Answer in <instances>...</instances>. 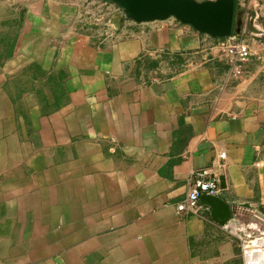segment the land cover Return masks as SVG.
Instances as JSON below:
<instances>
[{
    "label": "crops",
    "instance_id": "0c3cea01",
    "mask_svg": "<svg viewBox=\"0 0 264 264\" xmlns=\"http://www.w3.org/2000/svg\"><path fill=\"white\" fill-rule=\"evenodd\" d=\"M234 35L0 0V264H237L234 219L176 210L199 170L264 209V82L229 70Z\"/></svg>",
    "mask_w": 264,
    "mask_h": 264
},
{
    "label": "water",
    "instance_id": "95a60500",
    "mask_svg": "<svg viewBox=\"0 0 264 264\" xmlns=\"http://www.w3.org/2000/svg\"><path fill=\"white\" fill-rule=\"evenodd\" d=\"M114 3L128 19L137 23L176 18L201 33L214 38L241 35L251 28L246 26V10L236 0H105ZM202 202L209 206L212 218L221 225L232 219L246 225L264 226V209L252 208L249 203L231 205L219 196L203 195Z\"/></svg>",
    "mask_w": 264,
    "mask_h": 264
},
{
    "label": "rangeland",
    "instance_id": "374dc122",
    "mask_svg": "<svg viewBox=\"0 0 264 264\" xmlns=\"http://www.w3.org/2000/svg\"><path fill=\"white\" fill-rule=\"evenodd\" d=\"M238 1V4L242 3L245 9H252L254 11L253 15L249 14L248 23L246 25L251 29L243 32L239 37L234 35L233 38H238L239 41H243L251 49V58L247 63L249 66L247 70L250 71V73H247V75H251L249 79L253 82L255 88L253 84L251 86L256 90L259 88V83L264 82V0ZM87 22L89 26L93 27H97L94 23L97 25L102 24L101 20L95 18L88 19ZM242 80L243 78L241 77L238 79V81ZM236 83L237 82H235L234 85H236ZM231 91L236 90L231 89ZM231 225L238 244L239 259L237 264H247L246 260L250 264H257L255 261L260 256H264V233H255L252 229L253 224L246 225L238 220H233ZM261 238L263 239V243L260 241Z\"/></svg>",
    "mask_w": 264,
    "mask_h": 264
},
{
    "label": "built area",
    "instance_id": "2783aa9c",
    "mask_svg": "<svg viewBox=\"0 0 264 264\" xmlns=\"http://www.w3.org/2000/svg\"><path fill=\"white\" fill-rule=\"evenodd\" d=\"M225 49L229 70L238 76L243 66L251 58V49L243 41H239L238 38H232L230 41H227ZM221 157L224 158L225 154H221ZM219 183L220 178L218 174L210 170L196 171L193 178H191V184L184 199L176 204L177 212L197 214L201 208V198L203 195H219ZM246 263L250 264L247 260Z\"/></svg>",
    "mask_w": 264,
    "mask_h": 264
},
{
    "label": "bare ground",
    "instance_id": "6f19581e",
    "mask_svg": "<svg viewBox=\"0 0 264 264\" xmlns=\"http://www.w3.org/2000/svg\"><path fill=\"white\" fill-rule=\"evenodd\" d=\"M253 224L252 225V229L253 231L256 233V232H263L264 233V226H262L261 224H256V223H251ZM250 225V224H249ZM251 229V230H252ZM262 233V234H263ZM260 236V235H259ZM260 241L262 242L263 239L261 238ZM264 242V241H263ZM262 242V243H263ZM257 264H264V256H260L256 261H255Z\"/></svg>",
    "mask_w": 264,
    "mask_h": 264
},
{
    "label": "trees",
    "instance_id": "16d2710c",
    "mask_svg": "<svg viewBox=\"0 0 264 264\" xmlns=\"http://www.w3.org/2000/svg\"><path fill=\"white\" fill-rule=\"evenodd\" d=\"M236 4H238V3L236 2ZM233 35H234V33H233Z\"/></svg>",
    "mask_w": 264,
    "mask_h": 264
}]
</instances>
